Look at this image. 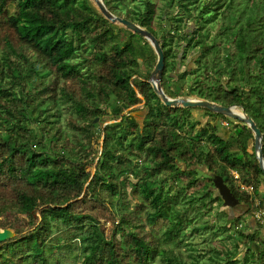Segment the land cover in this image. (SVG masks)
<instances>
[{"label":"trees","instance_id":"trees-1","mask_svg":"<svg viewBox=\"0 0 264 264\" xmlns=\"http://www.w3.org/2000/svg\"><path fill=\"white\" fill-rule=\"evenodd\" d=\"M103 1L161 41L162 86L168 77L173 83L180 59L167 38L175 31L187 50L200 52L195 69L181 79L199 70L207 81L227 78L215 83L210 100L237 105L264 133V0H169L182 15L171 16L173 26L161 37L153 26L155 3ZM192 16L198 27L185 32L178 21ZM132 33L139 38L124 42ZM140 37L93 0H0V186L9 188L0 189V216L27 215L3 224L16 235L0 243V264H264V225L258 220L253 227L250 212L227 226L224 211L227 219L217 225L233 248L198 249L187 240L208 229L195 221L215 200L222 203L210 187L213 175L251 204L263 193L264 173L246 122L223 115L228 137L209 120L195 132L201 122H188L187 109L181 115L179 108L161 106L148 81L157 62L154 47L148 41L144 56L131 47ZM146 63L153 65L143 73ZM138 93L148 108L142 127L122 116L143 100ZM110 116L121 121L100 129ZM100 131L103 148L91 173L86 166ZM203 167L206 175L198 178ZM107 204L109 234L100 221L109 217ZM258 206L263 216V201Z\"/></svg>","mask_w":264,"mask_h":264},{"label":"rangeland","instance_id":"rangeland-1","mask_svg":"<svg viewBox=\"0 0 264 264\" xmlns=\"http://www.w3.org/2000/svg\"><path fill=\"white\" fill-rule=\"evenodd\" d=\"M140 0H131V4H136L138 3ZM141 1H146V0H141ZM151 2L155 3V13H154V21H153V26L154 28L158 31V36L161 37V35H165L168 36L169 34V30L170 28L173 26V23L171 21V16L173 15H177V16H181L182 14L180 13V6H178L176 4V2H173L172 5H169V0H150ZM144 4V3H142ZM15 7L11 8V11H14ZM197 10H195L194 13H196ZM193 16H196L193 15ZM191 18H184L185 20H179L178 21V25L180 28H182L184 26L185 32L189 31V29L194 30L198 27V25L196 24V20L194 17ZM165 24V29H162V26L160 24ZM216 28L219 29L220 25L219 23H215ZM214 28H212L213 30ZM216 31L213 30L212 34H214ZM130 33V32H128ZM184 34V32L182 33ZM172 37H167L168 39L171 38L174 42L172 43L173 47L176 49V52L178 53V57H180V59L178 60L177 63V69L176 72L174 74H171V78L172 82L170 85V80L169 77L167 78V82L169 80V82L164 83L163 89L165 91V93L168 96L174 97V96H178V97H188V98H195V99H206V100H210L211 97H213V94L215 92V87H216V82L220 81V82H225L226 83V79L223 81L220 78L217 77H211L208 81L206 80L205 75L203 74L202 70H199V72L197 73H188L184 79H181L180 75L184 72V71H192L193 69H195V67L197 66V60H198V55L200 54V52L198 51V48L195 49H186V41L183 39H179L178 36L175 35V31L171 32V34H169ZM130 38L136 39L139 38L138 35H136L135 33H132L130 36ZM143 37V36H142ZM142 37H140V40H135L133 42V46L132 50H134L135 52L138 53V55L140 56H144L148 50H150V45L148 43V39H143ZM130 41V39L127 37L125 39L124 42H128ZM138 41H140L141 45L139 46ZM143 42L145 44H143ZM150 42V41H149ZM151 44V42H150ZM219 45H223V40H219L218 42ZM153 47V46H152ZM227 47H232V50H234L232 42L227 44ZM187 51L186 53V57H184V52ZM199 53V54H198ZM157 56V54H156ZM153 65V63H146V65H143V67H141L143 73H145L146 69L148 67H151ZM153 71V70H152ZM140 73L141 76H143L144 74ZM152 73V72H151ZM151 75V74H150ZM169 76V75H168ZM197 76V77H194ZM199 81L201 82V84L197 85V82ZM170 86V87H169ZM144 102L145 100H142L141 102L128 107L126 110H124L122 112V116L129 118L132 121H135L137 123V127H142L144 125V121L146 119L147 116V110H146V106H144ZM115 101H112V104H114ZM114 106V105H112ZM162 107H166V105H164V102L162 101L161 104ZM171 107V106H168ZM175 108H179L176 109L175 111L178 114H183V110L187 109L188 113H191V116H189L188 122L191 121H200L201 124L198 125L195 129V132H199L202 125L204 126L205 123L209 121H211L214 125H218V128L221 131V134L224 136H229V133L231 131L230 129V125L228 124L227 121H225V119L223 120V114L220 113H216V112H212L209 111L208 109L202 107V106H190V107H185V106H181V107H175ZM208 114V115H207ZM226 116V115H225ZM102 123L100 124V129H103V127L106 124H116L117 122L121 121V117L116 118L113 116L110 117H105L104 119L100 120ZM137 130V129H136ZM135 130V131H136ZM135 136V133H133L131 135V138H133ZM102 141H103V133L102 131H100V134L96 135L94 140H93V153L90 157V159H92V162H89L86 166V169L88 171H90L91 173H94L96 170V162L98 160V156L101 154L102 151ZM180 165H183V167H185V165L183 163H181ZM206 170L207 168L203 167L201 169H199V174H198V178H204L203 176L206 175ZM236 176L238 175L237 172H233ZM211 174H207V176H209ZM207 178V177H206ZM132 182H135L136 179L135 177H131ZM264 181V180H263ZM208 183L210 182V180L207 181ZM206 183V182H205ZM203 183V185L205 184ZM210 185V184H209ZM3 186H0V189ZM4 187H6V185H4ZM3 187V188H4ZM210 187L212 188V190L214 191V195L215 196H220L219 195V191L218 189L213 185H210ZM261 187H264V182H262ZM7 189H9L8 187H6ZM6 189V191H7ZM195 189H200L199 186H196ZM204 187L201 188V191H204ZM242 190L248 191L249 193L252 192L253 188L250 186H242L241 187ZM202 191V192H203ZM199 193V194H202ZM198 194V195H199ZM214 196V197H215ZM132 198V197H131ZM263 201V207L262 210H264V193L257 195L256 198H254V203H247V202H241L240 204L236 205V206H225L223 204V200L222 203L220 201H216L213 203L211 211L207 214H203L202 216H200V218L198 220H196L195 222L197 224H206L208 225V229H203L199 234H193L191 235L189 238H187L188 241H191L193 243V245H197L196 247L198 249H202V248H209V247H218V248H222L227 246L228 248L231 246L233 248V244H231V241L229 239H227V234L224 230H218L217 225H219L220 223L223 222V220L225 221L227 219V217L223 214L224 211L227 212L229 214V218L227 220V226L230 225L229 223H231V219L241 215V214H245L246 212H250L249 214H247L248 216V221L251 223V225L253 227H255L256 221L258 222V220H260V225H264V215L262 216L259 210V206L258 204H260V202ZM132 202L135 203L134 198L132 199ZM189 205V204H187ZM107 209L106 212L109 215L108 218L106 217H101L100 216V221H101V225L105 228V232L106 234L110 233L112 227H113V219L111 218L110 214L113 213L112 207L110 205H106ZM90 207L85 208V210H89ZM100 210V209H99ZM223 211V212H222ZM40 214L39 212L36 213V217H38ZM22 217V218H27L26 214H19V213H14L12 214L10 217H6L5 215L0 216V229H3L5 227H3V224H9L10 221L15 220V217ZM259 216H261V218H258ZM6 217V218H5ZM28 220V219H27ZM20 223L22 225H25V222H23L22 220L20 221ZM189 229V227H188ZM215 231V232H214ZM260 236L264 238V226H261L260 229ZM1 246V245H0ZM257 248V246H256ZM184 249V248H183ZM231 249V248H230ZM258 249V248H257ZM75 253V252H74ZM188 258V257H187ZM205 260H208V255L204 256ZM51 264H54L53 261H50ZM61 264H65V263H61ZM67 264V262H66ZM149 264H154V263H149Z\"/></svg>","mask_w":264,"mask_h":264},{"label":"water","instance_id":"water-1","mask_svg":"<svg viewBox=\"0 0 264 264\" xmlns=\"http://www.w3.org/2000/svg\"><path fill=\"white\" fill-rule=\"evenodd\" d=\"M93 1L101 9L102 13H104V15H106L111 21L118 22L126 26L127 28H130L131 30L142 35L151 42V45L154 47V50L157 54V62L148 81L152 85L154 92L157 94L158 97H160V99L165 103V105L171 107L202 106L212 112L220 113L244 121L249 125L255 137V149L259 161V166L262 172L264 173V154H263L264 133L261 131L256 121L249 114L239 109L237 105L224 106L215 101L206 100V99L168 96L165 93L162 86V78L165 69V53L159 39L151 31L135 23L134 21L114 14L111 10H109V8L106 6L103 0H93ZM138 96L142 97L141 94L139 93ZM98 119L99 118H97L96 121ZM214 186L218 189L219 195L221 196L223 200V204L225 206L231 207V206H236L240 203V199L235 195V193L231 190V188L224 182L222 176L220 175L214 176ZM15 235L16 233L12 228L6 227L0 229V243L14 237Z\"/></svg>","mask_w":264,"mask_h":264},{"label":"clouds","instance_id":"clouds-1","mask_svg":"<svg viewBox=\"0 0 264 264\" xmlns=\"http://www.w3.org/2000/svg\"><path fill=\"white\" fill-rule=\"evenodd\" d=\"M104 2V1H103ZM114 13V12H113ZM115 14V13H114ZM117 15V14H116ZM119 16V15H118ZM122 17V16H121ZM124 18V17H123ZM130 20V19H129ZM117 23V22H116ZM136 23V22H135ZM124 26V25H123ZM126 27V26H125ZM127 28V27H126ZM145 28V27H144ZM128 29H130V28H128ZM133 31V30H132ZM150 31V30H149ZM154 34V33H153ZM140 35V34H139ZM155 35V34H154ZM156 36V35H155ZM157 37V36H156ZM158 38V37H157ZM129 39L131 40V38L129 37ZM160 41V40H159ZM160 43H161V41H160ZM162 45V44H161ZM163 47V46H162ZM164 49V48H163ZM156 53V52H155ZM140 94V93H139ZM142 96V95H141ZM143 100H145V98L142 96L141 97ZM145 103V102H144ZM213 176H215V175H213ZM243 185H241V187H242ZM221 197V196H220ZM222 199V198H221ZM240 203H241V201H240ZM239 203V204H240ZM261 213V212H260ZM261 215H262V213H261ZM258 218H261V216H259Z\"/></svg>","mask_w":264,"mask_h":264},{"label":"crops","instance_id":"crops-1","mask_svg":"<svg viewBox=\"0 0 264 264\" xmlns=\"http://www.w3.org/2000/svg\"><path fill=\"white\" fill-rule=\"evenodd\" d=\"M102 143H103V141H102ZM262 189H263V191H262V192L264 193V187H263Z\"/></svg>","mask_w":264,"mask_h":264},{"label":"flooded vegetation","instance_id":"flooded-vegetation-1","mask_svg":"<svg viewBox=\"0 0 264 264\" xmlns=\"http://www.w3.org/2000/svg\"><path fill=\"white\" fill-rule=\"evenodd\" d=\"M146 110L148 111V108L146 107ZM145 122V121H144Z\"/></svg>","mask_w":264,"mask_h":264}]
</instances>
